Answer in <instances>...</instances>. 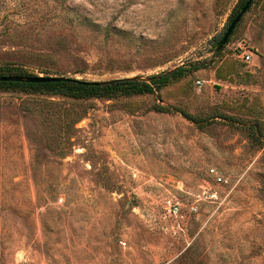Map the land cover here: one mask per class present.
Masks as SVG:
<instances>
[{"label":"rangeland","instance_id":"obj_1","mask_svg":"<svg viewBox=\"0 0 264 264\" xmlns=\"http://www.w3.org/2000/svg\"><path fill=\"white\" fill-rule=\"evenodd\" d=\"M243 1L0 0V66H199L132 96L0 90V264H264V0L213 52Z\"/></svg>","mask_w":264,"mask_h":264},{"label":"trees","instance_id":"obj_2","mask_svg":"<svg viewBox=\"0 0 264 264\" xmlns=\"http://www.w3.org/2000/svg\"><path fill=\"white\" fill-rule=\"evenodd\" d=\"M244 2L245 0L240 4L238 8L239 10L243 6ZM238 11H236L232 15V19L238 13ZM103 40H105V37H103ZM127 42L128 44L126 43L125 46H130V40H128ZM84 68H86L85 65H82L81 67H75L72 70V72H70V74L71 75L82 74L85 71ZM197 68H199V66L195 64H191L188 66L181 65L179 67L170 70L169 72H166L165 74L160 75L157 79H153L151 82H149V84L159 89L160 87L165 86L171 81L179 80L187 73L196 70ZM8 75L36 76L34 74L28 73L23 65L10 64V65L0 66V76H8ZM43 76H48V75L46 73H43ZM71 77L74 78L73 76ZM149 84L144 82H135V81H116L108 85L94 87V86H84V85L67 83V82H55V83L54 82L53 83L0 82V90H20V91H28V92H38V93H44L53 96L55 95L62 96L77 100V99H87V98H96V97L111 98L116 95L132 96L141 93H151L152 89ZM158 110L167 111V109H162V108H158ZM181 115L184 116L186 119L195 122L192 116L182 112Z\"/></svg>","mask_w":264,"mask_h":264},{"label":"water","instance_id":"obj_3","mask_svg":"<svg viewBox=\"0 0 264 264\" xmlns=\"http://www.w3.org/2000/svg\"><path fill=\"white\" fill-rule=\"evenodd\" d=\"M252 0H245L243 6L240 8L238 13L233 17L230 21L228 26L226 27L225 31L223 32L222 36L215 44L213 48V52H217L221 49V47L226 43L227 38L231 34L232 30L234 29L235 25L242 17V15L246 12L248 7L251 5ZM169 72V71H168ZM165 74V73H164ZM160 75H154L149 77H142L139 75H134L130 77H123V78H116L110 79L105 81H86L80 80L77 78H72L68 76H18V75H8V76H0V82H18V83H55V82H67V83H74L84 86H104L116 81H135V82H144L149 83L153 79H157Z\"/></svg>","mask_w":264,"mask_h":264},{"label":"built area","instance_id":"obj_4","mask_svg":"<svg viewBox=\"0 0 264 264\" xmlns=\"http://www.w3.org/2000/svg\"><path fill=\"white\" fill-rule=\"evenodd\" d=\"M245 60H248L247 55H245ZM196 84H199V82H196ZM216 182H221V179L219 177H215ZM177 209L175 207H172V211L175 212Z\"/></svg>","mask_w":264,"mask_h":264}]
</instances>
